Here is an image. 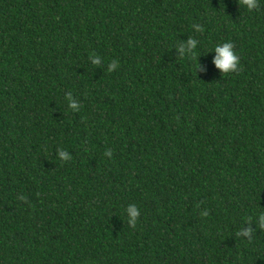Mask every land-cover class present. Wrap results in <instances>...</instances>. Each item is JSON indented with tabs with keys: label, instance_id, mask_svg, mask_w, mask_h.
Wrapping results in <instances>:
<instances>
[{
	"label": "trees",
	"instance_id": "1",
	"mask_svg": "<svg viewBox=\"0 0 264 264\" xmlns=\"http://www.w3.org/2000/svg\"><path fill=\"white\" fill-rule=\"evenodd\" d=\"M262 215L264 0H0V264H264Z\"/></svg>",
	"mask_w": 264,
	"mask_h": 264
},
{
	"label": "clouds",
	"instance_id": "2",
	"mask_svg": "<svg viewBox=\"0 0 264 264\" xmlns=\"http://www.w3.org/2000/svg\"><path fill=\"white\" fill-rule=\"evenodd\" d=\"M260 0H237L238 7H242L248 11L255 10L259 7ZM195 31L202 32L203 28L200 25H194L193 26ZM199 44V41L193 37H188L185 40H182V42L178 46V55H186V54H192L195 49H197V46ZM208 54H211V61L210 63L213 65L215 69L219 71L221 74H229L233 73L238 70V65L240 63L239 57L234 51V45L230 41H223L220 42L212 48V50L204 52L197 56L196 63L198 67L196 68V71L199 72H205L206 67L205 65L198 62V57H204ZM92 64H99L100 59L99 57L92 58L91 60ZM117 64L115 61H113L109 65V71L116 68ZM69 106L73 109L77 108V104L74 100L71 99L69 96ZM108 156H111V152L105 153ZM58 157L61 160H68L70 159L69 154L64 150H58ZM127 215L129 217V223L132 226H135L136 218L139 215V209L135 205H129L126 209ZM259 222L264 225V215L259 217Z\"/></svg>",
	"mask_w": 264,
	"mask_h": 264
}]
</instances>
